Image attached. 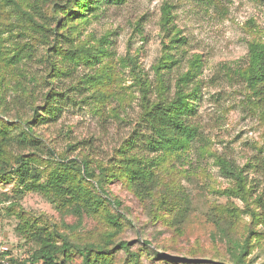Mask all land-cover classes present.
I'll return each instance as SVG.
<instances>
[{
	"label": "rangeland",
	"instance_id": "374dc122",
	"mask_svg": "<svg viewBox=\"0 0 264 264\" xmlns=\"http://www.w3.org/2000/svg\"><path fill=\"white\" fill-rule=\"evenodd\" d=\"M13 1L0 0V121L12 125V134L30 127L36 145L7 150L6 170L16 167L19 155L45 176L60 161L85 159L95 174L123 169V147L135 138L140 146L146 133L143 95L155 100V67L171 46V32L162 26L164 4L185 38L171 51L179 61L168 75L171 84L194 57L202 66L186 92L193 108L188 122L196 129L187 150L164 159L130 153L157 163L158 185L150 196H136L124 178H107L104 196L111 206L77 218L5 174L0 247L19 261L36 249L19 232L17 213L36 226L73 231L76 241L98 243L111 232L110 212L122 225L114 249L121 241L128 248L114 250L113 264H238L242 250L232 242L248 243L243 264H264V106L233 75L249 43L264 44V0H98L86 22L66 21L64 0L56 9L52 2ZM101 48L105 54L95 62L91 56ZM39 117L46 121L33 122ZM219 160L241 172L244 190ZM153 252L162 258L150 261ZM80 262L74 256L67 264Z\"/></svg>",
	"mask_w": 264,
	"mask_h": 264
},
{
	"label": "trees",
	"instance_id": "16d2710c",
	"mask_svg": "<svg viewBox=\"0 0 264 264\" xmlns=\"http://www.w3.org/2000/svg\"><path fill=\"white\" fill-rule=\"evenodd\" d=\"M8 1L15 3L13 0ZM40 1L43 4L52 2L55 9L58 6L57 0ZM97 1L64 0L62 6H65L67 11L64 12L63 17L66 18V21L82 18V21L86 22L93 10H96ZM161 11L162 26L167 33L171 32L169 37L171 46H169L168 52L164 54L155 67L158 82L157 89L155 88V100L150 101L143 95L144 113L142 122L146 126V133L142 135L140 146L136 145L138 139L135 138L128 141L123 147L122 153L125 155L124 159H121L123 169L117 170L115 174H106L107 170L102 169L98 174H95L85 159L81 163L73 160L68 164H64L60 161L45 176L43 172L31 167L29 161L24 160L22 155H19L15 159L16 167L9 166L6 170L8 167L5 158L7 150L26 144L35 146L36 142L34 137H32L30 127H27V129L22 128L17 134H12L11 130H9V126L12 125L0 121V176L4 178L5 174L15 175L18 179V184L24 191L38 193L47 197L50 202L55 204L56 209L65 212L71 211L70 213L77 218H81L82 213L92 215L97 213L100 207H104V210H106V205L111 206L110 200L105 197L103 188V183L105 184L107 178L110 180L124 178L127 181L128 188L136 196H150L158 185V179L154 172L157 163L155 164L154 160L146 161L137 156H142L147 152L160 154L158 157H161L162 154V159H164L170 154L183 153L191 142L195 140L196 129L191 126L187 118L193 110L189 102V96L191 95L186 92L192 84H195L202 66L200 56L194 57L190 62V69L180 74L176 81L171 84L172 81L168 79V75L179 63L175 56L178 54L171 53V51H178L184 46L185 38L180 35L178 30L174 29L171 6L164 4ZM100 50L91 56L95 58V62L99 58H97L98 54H105L102 48ZM15 62L16 57L14 56L10 64L15 65ZM233 75L247 85L263 107L264 44L256 41L250 42L244 63L233 71ZM140 79L141 77H138V80ZM149 87L150 85L148 84L145 90L146 93ZM48 97H51V95H48ZM54 110L49 109L50 112ZM34 121L42 124L46 120L42 121L39 117L38 119H33ZM25 123L29 124L30 122L27 121ZM136 147L140 151H135ZM131 152H136L138 155L130 156ZM219 164L222 166L224 174L234 179L238 187L240 186L244 190L241 172H238L234 165L226 160H219ZM4 179L6 180V178ZM7 199H4V201H7ZM12 204L17 205L16 202ZM113 204L116 207L120 205L116 200L113 201ZM17 215L22 224L19 232L30 238L36 245V249L27 259L21 261L11 257L10 264H67L74 256H78L81 259L80 264H113L112 255L114 250L121 248L127 251L128 249L127 244L122 241L114 249V238L122 230L117 214L106 212L107 222L112 227L111 232L105 238H101L98 243L76 241L70 237L73 231L59 232L55 228L49 229L44 226H36L35 222L28 216L25 217L24 213L22 215L17 213ZM232 243L234 248L237 247L242 250V254L235 259L236 263L243 264L241 259L242 255L247 253L248 243L246 242L243 245ZM150 255L152 256L150 261L162 258L158 252H153Z\"/></svg>",
	"mask_w": 264,
	"mask_h": 264
},
{
	"label": "built area",
	"instance_id": "2783aa9c",
	"mask_svg": "<svg viewBox=\"0 0 264 264\" xmlns=\"http://www.w3.org/2000/svg\"><path fill=\"white\" fill-rule=\"evenodd\" d=\"M11 255L8 249L0 247V264H10Z\"/></svg>",
	"mask_w": 264,
	"mask_h": 264
}]
</instances>
